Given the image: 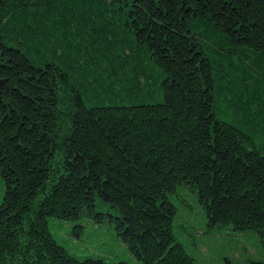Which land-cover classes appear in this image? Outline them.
I'll use <instances>...</instances> for the list:
<instances>
[{
  "label": "trees",
  "instance_id": "obj_1",
  "mask_svg": "<svg viewBox=\"0 0 264 264\" xmlns=\"http://www.w3.org/2000/svg\"><path fill=\"white\" fill-rule=\"evenodd\" d=\"M0 178V264H129L73 254L53 218L198 264L185 188L264 240V0H0Z\"/></svg>",
  "mask_w": 264,
  "mask_h": 264
},
{
  "label": "rangeland",
  "instance_id": "obj_2",
  "mask_svg": "<svg viewBox=\"0 0 264 264\" xmlns=\"http://www.w3.org/2000/svg\"><path fill=\"white\" fill-rule=\"evenodd\" d=\"M141 97V101H158L160 97ZM217 115L224 116L219 108ZM0 178V200L4 189ZM172 201L178 210L174 218L173 231L189 254L198 264H247L252 260L264 261V240L256 230H234L228 226H208V217L192 189H183ZM78 221L50 219V227L57 240L80 258L89 256L103 257L109 262L126 261L129 264H143L127 245L107 224H96L85 219L81 235L74 234Z\"/></svg>",
  "mask_w": 264,
  "mask_h": 264
}]
</instances>
